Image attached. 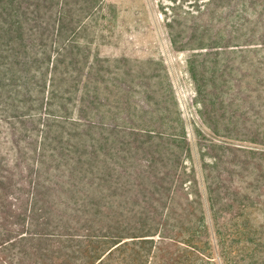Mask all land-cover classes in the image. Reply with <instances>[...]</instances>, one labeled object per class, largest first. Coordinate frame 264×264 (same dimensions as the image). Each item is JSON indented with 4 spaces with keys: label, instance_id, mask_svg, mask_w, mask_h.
<instances>
[{
    "label": "trees",
    "instance_id": "16d2710c",
    "mask_svg": "<svg viewBox=\"0 0 264 264\" xmlns=\"http://www.w3.org/2000/svg\"><path fill=\"white\" fill-rule=\"evenodd\" d=\"M92 1L0 0V264H209L215 252L226 264H264L263 247L228 245L262 240L259 230L219 225L264 215V137L234 146L252 161L215 153L198 164L185 123L171 132L169 122L93 118L120 112L124 98L105 75L91 88L90 54L80 65ZM205 1L189 14L209 37L190 49L264 51V0ZM255 73L264 87V70ZM83 128L99 135L80 140Z\"/></svg>",
    "mask_w": 264,
    "mask_h": 264
},
{
    "label": "rangeland",
    "instance_id": "374dc122",
    "mask_svg": "<svg viewBox=\"0 0 264 264\" xmlns=\"http://www.w3.org/2000/svg\"><path fill=\"white\" fill-rule=\"evenodd\" d=\"M205 2H95L87 21L88 31L81 32L79 37L82 42H89L88 48L79 49L80 65L82 67L86 54H90L91 88L105 75L113 92L110 94H119L124 99L120 112H109V108L102 107L92 116L97 120L116 117L145 128L169 122L168 128L174 129L161 128L171 132H183L185 123V133L192 139V155L198 164L202 158L209 162L215 153H222L227 163L238 153L243 157L239 160L252 161L253 155L236 152L234 146L251 147V143L239 140L264 137V113L255 111L264 103V87L255 86L256 70H264V51L248 54L230 50L212 53L205 58L198 55V50L190 49L192 45L200 44L204 37H209L203 36L204 19H193L189 14L197 15L195 11ZM101 3L104 9L99 8ZM202 106L211 108L210 112H201ZM83 129L80 140L91 142V137L99 135L97 130ZM70 133V137L79 140L80 133ZM221 143H230L231 146ZM144 147L149 150L153 146ZM187 162L192 164L191 160ZM91 214H94L93 210ZM210 217L208 214L214 234L217 227ZM250 217L247 224V220L236 223V219L229 221L222 217L219 224L222 233L229 235L237 234L239 229V232L257 229L264 236V215L255 210ZM228 245L234 249L264 248V237L252 242H239L234 238L228 241ZM215 256L216 259L209 264H226L216 252Z\"/></svg>",
    "mask_w": 264,
    "mask_h": 264
}]
</instances>
